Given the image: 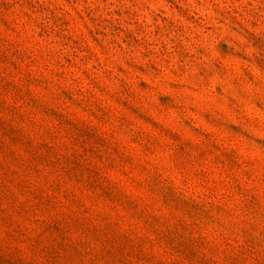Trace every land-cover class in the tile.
Instances as JSON below:
<instances>
[{"label": "rangeland", "instance_id": "obj_1", "mask_svg": "<svg viewBox=\"0 0 264 264\" xmlns=\"http://www.w3.org/2000/svg\"><path fill=\"white\" fill-rule=\"evenodd\" d=\"M0 264H264V0H0Z\"/></svg>", "mask_w": 264, "mask_h": 264}]
</instances>
